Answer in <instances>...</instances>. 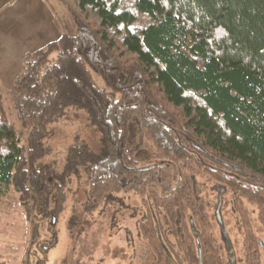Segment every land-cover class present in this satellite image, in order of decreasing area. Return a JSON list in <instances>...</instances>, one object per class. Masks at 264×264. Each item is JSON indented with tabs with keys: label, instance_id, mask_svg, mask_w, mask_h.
<instances>
[{
	"label": "trees",
	"instance_id": "16d2710c",
	"mask_svg": "<svg viewBox=\"0 0 264 264\" xmlns=\"http://www.w3.org/2000/svg\"><path fill=\"white\" fill-rule=\"evenodd\" d=\"M62 1L77 34L27 54L13 87L0 85V201L13 185L37 230L84 170L90 213L109 193L140 195L153 264H174L162 242L178 264H228L211 179L231 195L242 264H264L246 204L264 230V0ZM71 109L102 148L77 139L58 172L41 162L44 140Z\"/></svg>",
	"mask_w": 264,
	"mask_h": 264
},
{
	"label": "rangeland",
	"instance_id": "374dc122",
	"mask_svg": "<svg viewBox=\"0 0 264 264\" xmlns=\"http://www.w3.org/2000/svg\"><path fill=\"white\" fill-rule=\"evenodd\" d=\"M104 85L103 80L96 76ZM4 91V88H3ZM9 119L13 120L9 102L4 99ZM50 136L44 140L49 154L41 162L52 163L61 172L68 147L84 140L101 150L99 133L89 124L84 110H70L67 118L51 124ZM202 182V181H201ZM204 194L213 215L216 237L224 246L215 214L220 186L213 180L204 181ZM217 185V189L216 186ZM88 177L83 170L67 184V201L58 215L47 213L38 220L34 241L31 242L32 216L19 199L13 185L0 201V264H153V254L140 236L138 222L144 214L141 197L134 191L112 192L91 213L85 209ZM54 202H51L50 208ZM256 231L263 242L264 230L257 220V208L246 202ZM227 229L238 257L242 255V231L232 205L231 195L225 194L223 206Z\"/></svg>",
	"mask_w": 264,
	"mask_h": 264
},
{
	"label": "crops",
	"instance_id": "0c3cea01",
	"mask_svg": "<svg viewBox=\"0 0 264 264\" xmlns=\"http://www.w3.org/2000/svg\"><path fill=\"white\" fill-rule=\"evenodd\" d=\"M76 34L62 0H0V85L13 87L27 54Z\"/></svg>",
	"mask_w": 264,
	"mask_h": 264
},
{
	"label": "water",
	"instance_id": "95a60500",
	"mask_svg": "<svg viewBox=\"0 0 264 264\" xmlns=\"http://www.w3.org/2000/svg\"><path fill=\"white\" fill-rule=\"evenodd\" d=\"M215 187L217 189V186H215ZM222 204H223V196H222L221 193H219L218 194V198H217V202H216V207H215V214H216L218 223L221 226V229H222V232L224 234V237L226 239V244H227V247L229 249V260H230L231 263L234 264L235 263V259H236V254H235V250H234L233 244L231 242V239L228 236L227 229H226V226H225L223 217H222V212H221ZM158 231H159V228H158ZM162 244H163L166 252L168 253L170 259L174 262V264H178L174 260L173 256L171 255V253L169 252V250L167 249V247L165 246V244L163 242H162Z\"/></svg>",
	"mask_w": 264,
	"mask_h": 264
},
{
	"label": "flooded vegetation",
	"instance_id": "af4514ba",
	"mask_svg": "<svg viewBox=\"0 0 264 264\" xmlns=\"http://www.w3.org/2000/svg\"><path fill=\"white\" fill-rule=\"evenodd\" d=\"M216 186H217V185H216ZM218 194H219V192H218ZM221 194H222V196H223V193H222V192H221ZM217 198H218V195H217ZM223 201H224V196H223ZM222 206H223V204H222ZM221 212H222V217H223V220H224V223H225V226H226V222H225V218H224L225 216H224V213H223L222 208H221ZM217 221H218V220H217ZM31 228H32V233H33V237L31 236V242H33V241H34L35 232H36L37 230H34V229H33V225H32ZM217 228L220 229V231H221V235H222V239L224 240V246H223V248L221 247V251H222L224 257L226 258L228 264H233V263H231L230 260H229V249H228V247H227L226 239H225V237H224V234H223V232H222V229H221V226H220L219 223H218V227H217ZM226 229H227V226H226ZM227 233H228L229 238L231 239V242H232V244H233V247H234V250H235V254H236V249H235V246H234V243H233V239H232V237H231L230 232H229L228 229H227ZM259 235H260V234H259ZM217 238H218V236H217ZM260 240H261V238H260ZM218 242H219V239H218ZM219 244H220V243H219ZM261 244H262V251H263V242H262V240H261ZM220 246H221V244H220ZM241 257H242V255H241ZM241 257H238V255L236 254V259H235V263H234V264H242V262H241V260H242ZM41 263H42V261H39V262H38V264H41ZM23 264H29V260H25V259H24Z\"/></svg>",
	"mask_w": 264,
	"mask_h": 264
}]
</instances>
